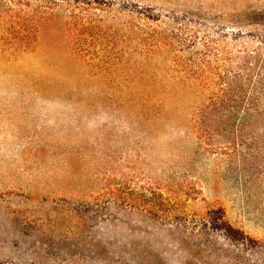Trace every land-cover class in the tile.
I'll list each match as a JSON object with an SVG mask.
<instances>
[{"label":"rangeland","instance_id":"rangeland-1","mask_svg":"<svg viewBox=\"0 0 264 264\" xmlns=\"http://www.w3.org/2000/svg\"><path fill=\"white\" fill-rule=\"evenodd\" d=\"M252 13L0 0V264H264V128L200 142L173 67L233 64ZM219 209L248 238L212 230Z\"/></svg>","mask_w":264,"mask_h":264},{"label":"trees","instance_id":"trees-1","mask_svg":"<svg viewBox=\"0 0 264 264\" xmlns=\"http://www.w3.org/2000/svg\"><path fill=\"white\" fill-rule=\"evenodd\" d=\"M235 24L246 25L248 31L233 34L239 48L233 64L213 67L211 63L188 60L173 66L183 74L182 78L174 79V86L198 102L193 114V130L200 142L221 144L227 136L264 128V13L239 17ZM245 39H250L252 45ZM180 89L175 91L180 93ZM152 100L154 104L158 101L151 96L145 100L146 105ZM208 216L212 218V230L235 241L248 238L226 220L222 209L212 210Z\"/></svg>","mask_w":264,"mask_h":264}]
</instances>
